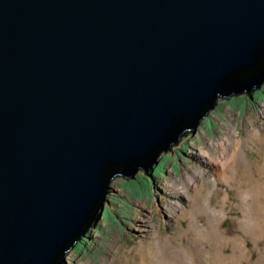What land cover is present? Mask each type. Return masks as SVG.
<instances>
[{
	"label": "water",
	"instance_id": "95a60500",
	"mask_svg": "<svg viewBox=\"0 0 264 264\" xmlns=\"http://www.w3.org/2000/svg\"><path fill=\"white\" fill-rule=\"evenodd\" d=\"M263 83L264 0H0V264H62L113 178Z\"/></svg>",
	"mask_w": 264,
	"mask_h": 264
},
{
	"label": "rangeland",
	"instance_id": "374dc122",
	"mask_svg": "<svg viewBox=\"0 0 264 264\" xmlns=\"http://www.w3.org/2000/svg\"><path fill=\"white\" fill-rule=\"evenodd\" d=\"M225 139L230 141L233 149L229 162L237 164L235 178L241 179L243 186L248 185L244 182L246 180L264 183V83L250 93V98L244 93L218 100L195 130L185 132L167 151L156 157L151 164L153 173L145 176V170L138 169L131 179L113 178L97 220L64 254L62 264H162V261L165 264L158 254L165 239L181 253L177 258L166 259L167 264H181V260L189 257L186 246L194 242L188 237L191 233L188 227L206 223L204 214L193 219L180 214L181 208L190 209L191 202L179 195L196 186L202 190L208 205L224 208L225 220L221 228L233 226V222L243 215L237 207V189L229 185L218 171L228 156L220 146ZM207 152L213 153L210 156L216 158L214 164L217 165L204 158ZM241 159L249 165L247 169L242 166ZM252 215L249 231H257L262 236L254 242L247 232L244 235L238 231L248 257L243 264H254L264 251V212H255L254 208ZM253 223L257 225L253 226ZM212 246V242L203 245V261L197 260L196 264L213 262ZM222 250L231 253L230 243ZM205 253L211 258L205 257Z\"/></svg>",
	"mask_w": 264,
	"mask_h": 264
},
{
	"label": "bare ground",
	"instance_id": "6f19581e",
	"mask_svg": "<svg viewBox=\"0 0 264 264\" xmlns=\"http://www.w3.org/2000/svg\"><path fill=\"white\" fill-rule=\"evenodd\" d=\"M220 146L223 149L224 155H228V156H227V159H225L222 162V165L219 166L220 168L218 167L219 170L217 169V167H216V170L220 171V175L224 178V180L229 185L237 189L238 199H239V203L237 207L239 210H241L243 217L236 219V221L233 222V226L227 229H222L221 224L225 220V212L223 210L224 208L223 207L218 208L215 206L208 205L205 197L202 195V192H201L202 190L198 189L196 186V187H193L192 190L185 191L184 192L185 194L183 195L182 194L179 195L176 192L177 195L180 196V198L184 197V199H188L191 202V206L189 210L181 208L180 214L182 217L191 216V218L193 219L198 215L204 214V216H206L205 225L200 226L196 224L197 226L195 227L193 226L188 227V231L191 232L188 235V237L193 239L194 242H190L189 245L186 246L187 249L185 250H187V252L189 253L188 254L189 257L186 260H183V261L181 260L182 262L181 264H196L197 260L201 261L204 257L203 255H201V252L203 251L202 250L203 245L204 244L208 245L209 242H212L213 244L210 250L211 254L209 253L211 256H213L212 258L213 262H211L210 264H243L248 261V257L246 254V247H245L244 241L238 235V231H242L243 233L247 232L246 234H249L251 238L254 240V242H256L257 239L259 237L261 238L262 236L261 234H257V231L253 230L250 232L249 231L250 227L248 228V226H249V221L253 219L252 218L251 220H249L251 215L253 214L254 208H255V212H258V213L264 212V183L257 182V181L250 182L249 180H246L244 182H246L245 184L246 185L248 184V185L243 186L242 184L243 181L239 178L238 179L235 178V175L237 174V170H238L236 169L237 164H232L229 162V156H230L229 154L233 150L232 146H230V141L225 139L220 144ZM212 152H213V149H212ZM212 152H207L206 155H203V156L204 158L207 157V159L210 160V163H212V165L215 166L217 165V164H214V161H216V158L213 157V155L212 157L210 156L211 154H213ZM241 163L243 167H246V169H247V166H249L247 163H245L243 159H241ZM175 187H177L176 184H175ZM253 221L256 222V220H253ZM255 225L253 223V226ZM203 234H205V237L202 236ZM201 239H204L205 242H202ZM227 243H230V248H231V253H228V254L224 253L222 250L223 247ZM179 253L180 252L178 248H176L174 245H171L168 239L162 240L161 247L159 246L158 254L159 256H161L163 260H165V264H167L168 258L169 259L173 257L177 258L179 256ZM183 254H182V257H183ZM205 257H207V254L205 255ZM207 258L210 259L209 255ZM263 263H264V251L260 252L259 258L254 262V264H263ZM162 264H164L163 261H162Z\"/></svg>",
	"mask_w": 264,
	"mask_h": 264
},
{
	"label": "trees",
	"instance_id": "16d2710c",
	"mask_svg": "<svg viewBox=\"0 0 264 264\" xmlns=\"http://www.w3.org/2000/svg\"><path fill=\"white\" fill-rule=\"evenodd\" d=\"M149 172H150V173H151V172L153 173L154 171L152 170V168H150V169H149ZM154 174H155V173H154ZM82 238H83V237H82ZM82 238H81V239H82ZM81 239H80V240H81ZM80 240H78L76 243H78ZM76 243H75V244H76ZM75 244H74V245H75Z\"/></svg>",
	"mask_w": 264,
	"mask_h": 264
}]
</instances>
